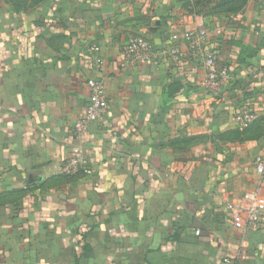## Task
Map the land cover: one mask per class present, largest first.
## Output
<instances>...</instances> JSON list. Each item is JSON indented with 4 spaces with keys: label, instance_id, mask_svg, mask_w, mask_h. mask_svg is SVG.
Returning a JSON list of instances; mask_svg holds the SVG:
<instances>
[{
    "label": "crops",
    "instance_id": "obj_1",
    "mask_svg": "<svg viewBox=\"0 0 264 264\" xmlns=\"http://www.w3.org/2000/svg\"><path fill=\"white\" fill-rule=\"evenodd\" d=\"M198 1L0 0L1 264H264V228L230 216L264 202V0ZM201 28L233 75L216 99L186 43ZM134 36L188 59L122 66ZM89 79L109 110L69 175Z\"/></svg>",
    "mask_w": 264,
    "mask_h": 264
},
{
    "label": "built area",
    "instance_id": "obj_2",
    "mask_svg": "<svg viewBox=\"0 0 264 264\" xmlns=\"http://www.w3.org/2000/svg\"><path fill=\"white\" fill-rule=\"evenodd\" d=\"M220 35L221 31H217ZM209 37L205 28L197 32H190L186 36L188 50L194 55L202 58L206 73L204 85L206 90L216 99L222 90L233 81V75L229 67L221 63L219 52L216 49L203 51L202 42ZM177 39V37H174ZM93 52L99 51L93 48ZM161 58L169 59L174 66H180L183 61L188 59V54L183 53L177 48H167L158 51L149 40L144 37H130L123 49L122 66L128 64H148ZM100 66L103 62H99ZM90 102L84 113L74 124L72 137L76 144L72 149V156L63 164L62 170L69 175L87 173L84 168L85 159L83 157V145L86 134L93 123L101 120L109 110V100L107 98L106 87L102 80L89 79ZM234 122L240 130L249 128L255 122V116L251 112H242L234 116ZM255 170L259 175H264V156H259L254 162ZM231 218L237 229L264 228V202L256 196H249L238 207L231 209ZM197 235L200 232H196ZM226 264L232 262L226 258ZM1 264V261H0Z\"/></svg>",
    "mask_w": 264,
    "mask_h": 264
},
{
    "label": "trees",
    "instance_id": "obj_3",
    "mask_svg": "<svg viewBox=\"0 0 264 264\" xmlns=\"http://www.w3.org/2000/svg\"><path fill=\"white\" fill-rule=\"evenodd\" d=\"M210 0H199L197 2V4H201V5H207L209 3ZM250 128V127H249ZM248 129V128H247ZM247 129H244L242 131H246Z\"/></svg>",
    "mask_w": 264,
    "mask_h": 264
}]
</instances>
